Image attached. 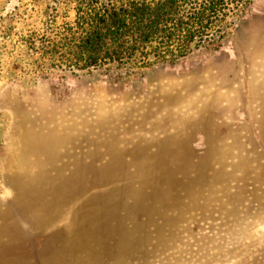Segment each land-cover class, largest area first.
I'll return each instance as SVG.
<instances>
[{"label": "rangeland", "instance_id": "rangeland-1", "mask_svg": "<svg viewBox=\"0 0 264 264\" xmlns=\"http://www.w3.org/2000/svg\"><path fill=\"white\" fill-rule=\"evenodd\" d=\"M76 1L0 0V264H264V0L172 63L69 72L24 38Z\"/></svg>", "mask_w": 264, "mask_h": 264}, {"label": "trees", "instance_id": "trees-1", "mask_svg": "<svg viewBox=\"0 0 264 264\" xmlns=\"http://www.w3.org/2000/svg\"><path fill=\"white\" fill-rule=\"evenodd\" d=\"M242 1L77 0L69 22L24 41L43 63L69 72L137 70L218 42L219 24Z\"/></svg>", "mask_w": 264, "mask_h": 264}]
</instances>
